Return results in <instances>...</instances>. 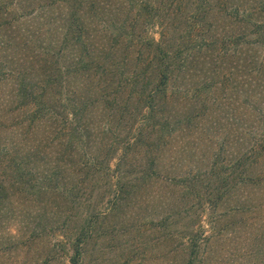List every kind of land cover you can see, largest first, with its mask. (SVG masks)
Returning a JSON list of instances; mask_svg holds the SVG:
<instances>
[{
  "label": "rangeland",
  "instance_id": "obj_1",
  "mask_svg": "<svg viewBox=\"0 0 264 264\" xmlns=\"http://www.w3.org/2000/svg\"><path fill=\"white\" fill-rule=\"evenodd\" d=\"M29 4L30 0L24 6L28 8ZM131 5L130 0H72L69 10L55 3L45 7L43 13H25L27 23H34L40 31L29 35L24 43L22 28L4 29L2 39L14 42H10L7 49H0V59L4 61L8 55L7 65L13 61V67H21L19 59L24 58V66L35 69L28 77L29 81L46 82L45 75L49 70L59 73L58 68L65 64V52L62 55L57 39L61 32L59 27L65 23L64 16L73 13L84 23V35H88L86 42L90 47L100 45L103 49H110L115 47L116 42L119 43L118 51L115 52L114 48L105 52L110 56L103 61L110 63L109 72L100 78L101 89L97 90L112 97L121 71L132 69V62H121L126 57L130 40L138 43L140 39L159 37V25L152 23L149 16L132 22L135 13H132ZM194 6L195 3L185 12L178 13L181 18L176 21L177 28L187 30L186 19L202 24L203 20L198 19L206 16L192 13ZM206 18L204 26L206 29L210 27L207 31L210 39L215 32L219 37V34L231 31L230 21L223 16H218V20ZM126 29H129L130 37L124 41L119 35ZM112 53L115 54L111 56ZM256 53L262 57L264 50L257 48ZM9 56L13 59L10 60ZM193 73L196 70H192L191 77L187 78L176 74L171 79L170 89L182 97V92L188 90L189 100H181L177 111L180 120L184 121L191 113L198 119L190 125L181 123V128L172 136L163 132L165 136L158 142L159 145L130 156L129 161L134 167H139L141 163L152 166L147 170L151 178L144 181L136 179L135 188L129 189V194L112 210L109 209L108 193L104 191L102 180H97L96 188H92L89 187L92 180L90 183L86 178L81 181L83 173L72 172L78 168L82 150L71 154L69 145H58L62 137L59 131H52L45 139L43 128L35 127L33 122H29L27 114L18 108L21 100H15L8 93L7 96L0 94L2 140L8 144L22 140L30 146V143H35L36 137L44 138L41 146H36L37 154L33 158L39 159L42 154L44 157V151H48L47 147L51 145L52 156L60 158L59 164L66 163L68 166L63 168L59 165L57 168L59 179L56 186L46 183H36L33 187L7 186L0 193V264H264V179L262 183L250 181L239 184L215 205L205 200V193L212 189L217 179L213 175L209 177L208 171L216 153L219 152L220 158L217 166L223 170L244 150L248 140L251 141L253 135L262 131L264 98L249 96L247 86L241 81L246 80L245 76L240 77L241 84L238 86L231 75L224 87L213 86L205 92L204 87L211 84V80L208 78L205 83V78L202 80L198 73L196 76ZM63 77L74 80L65 74ZM88 86L92 87V83ZM6 87H9L8 84ZM95 105L86 114L87 121L91 123L86 130L91 139L88 143L93 144L91 152L98 148V141L108 146L112 132L120 130L123 134L127 127L122 130L123 121L119 123L118 119L110 117L102 104ZM247 108H252L255 114L248 115ZM92 123L101 128L109 125V130L96 134L91 128ZM84 139L81 142L73 137L72 142L86 149ZM154 141L155 138L151 140ZM105 149L109 156L112 150ZM110 157L113 168L115 153ZM150 158L155 160L150 162ZM44 162L35 160L37 169L31 171L42 173ZM126 168H130L129 165ZM259 173H264V155H259L257 164L250 169V175L254 177ZM188 176L198 181L193 192L178 184L181 177ZM74 182H80L82 186L81 189L76 186L82 196L78 202H72L70 198ZM86 197H90L88 202L83 200ZM94 209H99L104 215L94 216L93 232L78 242L71 231L80 223L82 213ZM163 216H170L168 221L174 224L171 236L154 228V221ZM188 231L193 234L189 239ZM191 243L193 246L189 247ZM76 248L80 257L74 262Z\"/></svg>",
  "mask_w": 264,
  "mask_h": 264
},
{
  "label": "trees",
  "instance_id": "obj_2",
  "mask_svg": "<svg viewBox=\"0 0 264 264\" xmlns=\"http://www.w3.org/2000/svg\"><path fill=\"white\" fill-rule=\"evenodd\" d=\"M27 1L29 0H0V49L9 48L10 42H14L2 39L3 30L7 27L22 28L24 31L21 35L24 43L29 35L33 36V33L40 31L34 27V23H27L25 13H43L45 7L55 3L69 10L72 0H30L28 8L24 6ZM130 1L132 13H135L132 22L138 21L145 15L149 16L152 23L159 25V37L157 39L150 37L143 41L140 39L138 43L130 40L132 42L126 47V57H123L121 62L122 64L132 62V69L121 71L112 97L102 92L98 93L101 89L99 81L109 72L110 63L103 61L110 56L105 52L113 51L114 48L115 52L118 51L119 43L116 42L115 47L110 49H103L100 45L90 47V44L86 42L88 35H84V23L73 13L64 16L65 23L64 26L59 27L61 32L57 39L62 55L65 52V64L62 68H58L59 73L49 70V73L45 75L46 82L43 80L40 84L29 81L28 77L35 72V69L24 66L26 63L23 61L24 58L19 57L22 62L19 64L23 65L21 67L20 65L13 67L11 64L13 61L7 65L8 55L6 60L0 59V94L7 96L8 93V96L15 100H21L18 108L27 114L29 122H33L35 127L43 128L42 133L45 139L52 131H59L62 132V137L58 140V145H69L71 154L78 153L79 149L82 150L78 158V168H74L72 172L83 173L81 181L86 178L90 183L92 180V184L88 185L92 188H96L97 180H102L105 185L104 191L108 193L107 200L111 210L125 195L129 194V189L135 188L136 179L144 181L151 178L147 170L152 166L141 163L139 167H134L135 165L129 161L130 156L141 153V150L146 152L153 145H159L158 142L165 136L163 132H167L166 136H172L178 128H181L183 122L190 125L198 119L197 115L191 113L184 121H181L177 114L180 101L189 100V98L186 93L188 90H185V93L182 92L184 95L182 97L180 93L170 89L171 79L176 74L187 78L191 77L192 70H196L193 76L198 73L202 80L205 78L203 81L205 83L209 78L212 83L204 87L205 92L210 91L213 86L224 87L233 75V81L237 86L241 84V81L247 86L246 91L250 97L258 95L264 98V54L261 57L256 53L257 48L264 50V0ZM194 3L195 9L192 13H201L214 20H218V16L221 15L230 21L231 31L221 33L219 37L215 32L214 37L210 39L207 37L211 36L207 32L210 27L206 29L204 26L206 17L198 19L203 20L202 24L197 20L191 22L186 19L187 30L182 31L183 29L177 28L176 21L181 18L178 13L185 12ZM32 27L35 30H30ZM128 30L126 29L123 34L120 33L121 40L125 41L130 37ZM132 53H134L133 57ZM114 54L112 53L111 56ZM9 59L12 60V56H9ZM64 74L74 80L64 79ZM244 76L245 81L240 78ZM67 82L69 84L65 85L64 83ZM4 83L6 84L3 85ZM89 83H92V87H87ZM7 84L9 87H6ZM94 103L96 107L102 104L104 109L108 110L110 117L118 119L119 123L123 121L122 130L127 127L123 134L120 130L113 131L110 141L106 142L108 146H104L103 141H98V148L91 152L90 148L93 144L88 143L91 139L86 133L91 123L87 121L86 114L90 112ZM246 113L255 114L252 108H247ZM262 122V131L258 135H253L244 150L239 152L232 163L226 165L223 170L217 166L220 158L219 152L216 153L208 171L209 177L213 175L217 179L212 189L205 193V200L210 204L215 205L239 184L250 181L262 183L264 173L263 175L259 173L255 177L250 175V169L257 164L258 156L264 155V117ZM108 126L104 125L101 128L96 123H92L91 128L96 134H101L109 130ZM0 133V193L7 186L33 187L36 183L57 185L59 179L57 168L59 165L63 168L68 166L66 163L59 164L60 158L52 156L51 145H47L49 150L44 151L46 153L44 157L42 154L38 157L39 159L33 158L34 154H37L36 148L41 146L44 138L36 137L35 143H30V146L28 143L27 147L26 143L21 142L22 140L19 143L16 141L10 144L5 143L2 140L4 130L1 128ZM73 137H76L78 141L88 139L83 140L86 149L79 148L76 143H73ZM153 138L155 141L151 142ZM105 148L112 150L109 156L106 155ZM113 152L116 155V161L112 168L110 156ZM35 160L45 161L44 170L40 174H34L31 171L34 168L37 169ZM154 160V158L149 159L150 162ZM128 165L130 168L127 169ZM197 182L196 179L188 176L181 177L178 184L185 185L193 192ZM76 186L79 189L82 188L80 182L73 183L70 189L73 191L70 197L72 202H78L82 197ZM83 200L88 202L90 197ZM97 214L104 215L99 209H94L92 212L86 211L80 215V223L71 231L78 242L85 236L91 235L94 230V216ZM169 217L163 216L153 223L154 228L163 230L166 236L173 234L171 227L174 224L168 221ZM186 234L188 239L193 235L191 231ZM192 243L188 246L192 247ZM79 257L80 252L76 248L73 261L77 262Z\"/></svg>",
  "mask_w": 264,
  "mask_h": 264
}]
</instances>
